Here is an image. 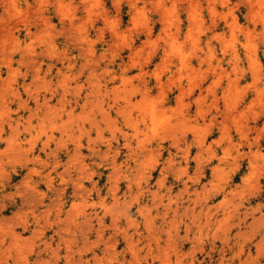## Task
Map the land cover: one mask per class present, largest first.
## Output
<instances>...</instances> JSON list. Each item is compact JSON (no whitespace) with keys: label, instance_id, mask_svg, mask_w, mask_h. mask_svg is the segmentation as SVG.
<instances>
[{"label":"clouds","instance_id":"1","mask_svg":"<svg viewBox=\"0 0 264 264\" xmlns=\"http://www.w3.org/2000/svg\"><path fill=\"white\" fill-rule=\"evenodd\" d=\"M0 146V264H264V0H0Z\"/></svg>","mask_w":264,"mask_h":264},{"label":"rangeland","instance_id":"2","mask_svg":"<svg viewBox=\"0 0 264 264\" xmlns=\"http://www.w3.org/2000/svg\"><path fill=\"white\" fill-rule=\"evenodd\" d=\"M126 11H127V10L125 9V12H126ZM124 19H125V23H126L127 20H128V17L125 16ZM129 38H130V33H129L128 36L125 37L126 42H127V40H128ZM217 135H218V133H215V132H214L213 137H215V136H217ZM210 139H211V138H210ZM0 147H2V146H0ZM193 167H194V165H193Z\"/></svg>","mask_w":264,"mask_h":264}]
</instances>
